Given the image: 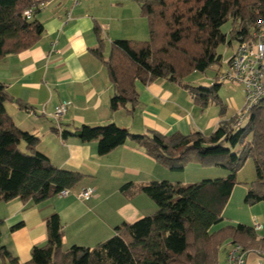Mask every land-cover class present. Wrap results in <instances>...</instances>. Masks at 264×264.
I'll return each mask as SVG.
<instances>
[{
  "label": "trees",
  "instance_id": "1",
  "mask_svg": "<svg viewBox=\"0 0 264 264\" xmlns=\"http://www.w3.org/2000/svg\"><path fill=\"white\" fill-rule=\"evenodd\" d=\"M50 0H0V60L9 54L31 49L40 40L44 28L36 19ZM146 19L148 40H114L105 59L100 29L94 28L98 47L92 52L105 66L114 94L110 113L138 103L135 84L148 85L165 79L183 83L192 73H204L213 65L221 66V45L247 39L257 24L264 21V0H135ZM31 12L30 19L24 15ZM228 21L227 35L221 27ZM216 80V79H215ZM222 83L210 87L183 84L201 109L215 102L223 113L217 95ZM11 100L0 83V202L14 199L43 202L63 190H72L84 176L59 169L37 150L39 139L19 129L5 108ZM18 106L24 110V104ZM221 123L209 136L193 132L169 137L156 132L132 134L114 123L103 126L82 125L73 131L51 130L62 139L75 137L82 143L97 142V155L105 156L126 141L136 143L169 171H182L189 164L202 168L221 167L224 178L204 179L181 185L169 181L151 182L139 191L156 205V211L134 223L115 228V235L93 249L71 246L62 248V225L57 214L46 221L47 240L34 246L26 264H218L219 248L239 244L245 250L260 247L253 227L237 224L212 232L223 221V211L238 182L237 172L248 159L254 164L255 180L250 184L244 203L264 202V106L251 109L238 129ZM23 145V148L21 147ZM126 184L121 191H128ZM1 235V234H0ZM3 264H20L0 245Z\"/></svg>",
  "mask_w": 264,
  "mask_h": 264
},
{
  "label": "crops",
  "instance_id": "2",
  "mask_svg": "<svg viewBox=\"0 0 264 264\" xmlns=\"http://www.w3.org/2000/svg\"><path fill=\"white\" fill-rule=\"evenodd\" d=\"M104 1H109L112 7V0ZM94 2L98 0H50L36 16L44 28L36 45L0 60V83L11 97L5 108L14 124L39 139L37 150L55 167L84 176L73 192L92 188L95 193L84 201L54 196L40 203L20 199L0 202V245L20 264L30 261L34 246L46 243V221L53 214L61 221L64 251L71 246L93 249L114 236L115 228L156 211L154 202L139 191L141 186L161 181L188 184L186 178L171 174L134 142L128 140L109 154L99 156L97 142L82 143L75 137L62 139L52 128L73 131L82 125L114 123L132 134L152 131L169 137L199 132L209 136L221 123L231 125L238 112L225 115L224 111L220 116L215 109L210 112L209 105L201 109L183 87L188 82L158 79L148 85L136 82L138 103L132 113L127 112L130 105L110 113L113 86L105 66L92 52L99 44L94 32L98 27L103 40L102 54L107 58L110 44L106 53L105 42L112 23L97 13V6H92ZM16 102L28 109L20 108ZM63 103L68 104L66 112L56 121L53 113ZM189 165L192 169L188 175L194 180L215 179L210 172L212 168ZM226 175L217 172L216 178ZM126 184L132 187L121 191ZM245 194L246 189L240 190L236 185L230 200L234 195L239 198ZM255 223L261 225L257 237L264 239V216L254 215L246 226L253 227ZM249 251L251 259L256 254L264 256L260 247Z\"/></svg>",
  "mask_w": 264,
  "mask_h": 264
},
{
  "label": "rangeland",
  "instance_id": "3",
  "mask_svg": "<svg viewBox=\"0 0 264 264\" xmlns=\"http://www.w3.org/2000/svg\"><path fill=\"white\" fill-rule=\"evenodd\" d=\"M98 3L94 2L92 3V6H97V13L101 14V16L105 15V19L112 23V28L108 34L109 38L106 37V53H108L110 41H114L115 39L130 40L135 42H143L148 40L149 35L147 21L140 15L139 5L135 0H112V7H109V1L106 2L104 0H98ZM231 29V21H228L221 27V32L227 35L228 40ZM102 36H105V34ZM236 46L237 42L232 41L231 45L224 44L218 47L217 53L222 56L221 66L219 67L221 68V71L226 69V62L233 55V51L235 50ZM217 67L218 65H213L204 73H192L187 78H185L184 81L185 83L188 82L190 86L194 87H210L215 82V74L218 69ZM217 95L224 106L223 112L225 111V115H231L232 113L242 110L244 106V92L242 87L232 83H223ZM234 104H236L238 107L237 110ZM208 105V110L210 112L215 109L219 115L223 114L220 112V106L215 102H209ZM21 147L23 148V145ZM191 169V165H187L182 171L169 172L175 176H179L180 179L186 178L188 184L202 181L194 180V178H191L192 176L188 175ZM210 172L213 173V178L218 177L217 172L227 173V171L221 167H212ZM204 179L212 178H203V180ZM236 180L238 182V188L240 190L245 188L247 192L250 184L255 180L254 164L251 159H248L244 166L237 172ZM70 197L74 196L71 195ZM244 197L239 196V198H237L236 195H234L233 199L230 200L229 198L228 203L226 204V207L223 211V221L220 224L214 226L211 229L212 232L218 231L219 229L225 228L227 226H235L237 224L249 225L248 220H250L254 215L264 216V202L248 205L244 203ZM228 243H230V240L225 241L219 248L217 255L218 264H226L225 249Z\"/></svg>",
  "mask_w": 264,
  "mask_h": 264
},
{
  "label": "built area",
  "instance_id": "4",
  "mask_svg": "<svg viewBox=\"0 0 264 264\" xmlns=\"http://www.w3.org/2000/svg\"><path fill=\"white\" fill-rule=\"evenodd\" d=\"M24 15L30 19L31 12L27 11ZM226 63L224 71L217 67L215 81L222 84L232 83L243 88L244 106L231 124L232 130H236L245 123L251 109L264 106V21L257 24V28L247 39H240ZM67 105L63 103L55 109L54 120L57 121L66 112ZM71 195L84 201L94 197L95 193L92 188H83L78 192L66 189L57 194L58 197ZM253 228L258 231L261 225L255 223ZM250 256L251 251L243 249L239 244H231L225 251L226 264H264V256L256 254L255 259Z\"/></svg>",
  "mask_w": 264,
  "mask_h": 264
}]
</instances>
